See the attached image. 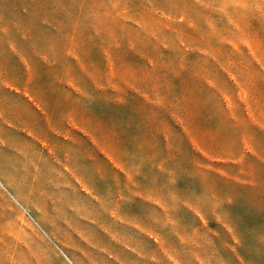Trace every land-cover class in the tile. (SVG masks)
Here are the masks:
<instances>
[{"label":"rangeland","instance_id":"1","mask_svg":"<svg viewBox=\"0 0 264 264\" xmlns=\"http://www.w3.org/2000/svg\"><path fill=\"white\" fill-rule=\"evenodd\" d=\"M0 264H264V0H0Z\"/></svg>","mask_w":264,"mask_h":264},{"label":"crops","instance_id":"2","mask_svg":"<svg viewBox=\"0 0 264 264\" xmlns=\"http://www.w3.org/2000/svg\"><path fill=\"white\" fill-rule=\"evenodd\" d=\"M74 61L71 62V64H73V69L70 70L68 73V77L67 79H65L64 81L62 79L59 80H54V79H50L51 80V84L56 85L57 88H61L62 90H64L66 92L65 98L63 99L64 102H62V104L64 105V110L65 113H67V116H69L68 118H71V116L73 118H77V120H75L76 124H70L72 129H75L76 131L85 133L86 132V124H85V119H84V110H82L80 112L79 108L76 107V102L81 98L84 97L85 92H86V88L85 86L88 85L91 89H93V91L96 93H100L101 89H102V84L98 82V80H96L95 76L92 77L91 74L87 73V70L83 64V62H81L77 57L73 58ZM132 76L129 77V81L131 82L130 87L133 91H135V93H137L139 96L142 97H147L148 95L145 94V92H143L140 87H138L137 82H139V76L137 74H131ZM53 90H55V87H52ZM54 96H56L58 94V90L56 89L55 91L52 92ZM55 93V94H54ZM55 101V100H54ZM54 101H52L50 104L46 103V116H48V113H52L51 115H54L53 109H55L54 106ZM51 106V109H48ZM76 107V108H75ZM51 112H48V111ZM81 113V114H80ZM81 115V117H80ZM47 118V117H46ZM81 118V121H80ZM80 122L82 124H80ZM69 124V122H67ZM67 124V125H68ZM89 131V129H87ZM22 132L29 134V131H25L24 129H21ZM74 131V130H73ZM51 134H50V138H53V129H51ZM48 140V136L46 137V141ZM40 141V140H39ZM41 145L45 146L46 149V155L47 152L49 151L51 153V150L48 149V143L44 142L43 140L40 142ZM42 149V147H40ZM100 160H102V158H99ZM107 161V160H106ZM105 162V161H104ZM120 161L118 159H114L111 158L109 159L108 163L109 166L111 167V169H113L116 174H119L117 172V170H121V168H119V163ZM165 163V158L162 157V159L160 160L159 157L155 158L154 161L152 162L153 165H155V167L157 169L160 168V164H164ZM126 175L130 178H134L135 181H140V178L142 177V174L140 173H126ZM133 195L137 198H135V203H145L144 205H146L147 207L151 206L150 203H148V200H146L145 198H148L150 196V194L146 193V197L144 193L139 192V189H135L133 192ZM138 199V200H137ZM145 199V200H144ZM142 203V205H143Z\"/></svg>","mask_w":264,"mask_h":264},{"label":"trees","instance_id":"3","mask_svg":"<svg viewBox=\"0 0 264 264\" xmlns=\"http://www.w3.org/2000/svg\"><path fill=\"white\" fill-rule=\"evenodd\" d=\"M37 26H38L40 29H44V30H47V31H50V32H55L56 29H58L55 25H53V26L51 27V26H49L48 24H46V23H44V22H41L40 20L38 21ZM61 59H64L65 61H67V62H69V63H71V62L74 61V59L71 58V57L68 56V55H66V56L63 55V56L61 57Z\"/></svg>","mask_w":264,"mask_h":264}]
</instances>
